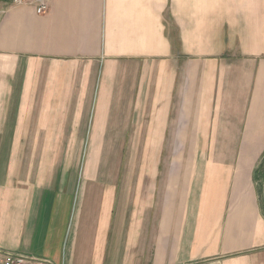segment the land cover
Masks as SVG:
<instances>
[{
    "label": "crops",
    "instance_id": "crops-1",
    "mask_svg": "<svg viewBox=\"0 0 264 264\" xmlns=\"http://www.w3.org/2000/svg\"><path fill=\"white\" fill-rule=\"evenodd\" d=\"M12 2L0 253L264 264V0H50L46 14ZM128 123L179 141L166 179L153 164L148 181L111 177L107 141L143 138Z\"/></svg>",
    "mask_w": 264,
    "mask_h": 264
},
{
    "label": "rangeland",
    "instance_id": "rangeland-1",
    "mask_svg": "<svg viewBox=\"0 0 264 264\" xmlns=\"http://www.w3.org/2000/svg\"><path fill=\"white\" fill-rule=\"evenodd\" d=\"M123 126L127 128L125 129V132L129 133L128 135H134L133 133L137 132V135H142L143 138H126L107 141L106 149H109L106 152L107 157L104 162L111 165V177L112 175L117 174L113 169H120L119 174L122 175L125 180L132 181L144 179L145 181H148L150 179V166L153 164L154 167L160 166V169L162 170L161 177L158 179H166L168 176L167 170L172 161L171 155H173V149L180 144L179 141L172 140L173 133L169 132V136H167L166 139L149 140L144 138V135H147L149 131V124L128 123ZM86 148L87 147H85V149ZM85 154L86 150L82 156L81 164L85 160ZM143 165L147 166L145 171H142ZM145 186H147V184H145Z\"/></svg>",
    "mask_w": 264,
    "mask_h": 264
},
{
    "label": "built area",
    "instance_id": "built-area-1",
    "mask_svg": "<svg viewBox=\"0 0 264 264\" xmlns=\"http://www.w3.org/2000/svg\"><path fill=\"white\" fill-rule=\"evenodd\" d=\"M13 5L34 4L38 14L49 11L50 0H13ZM3 11H0V13ZM0 264H55L46 258L33 257L29 255L5 252L0 253Z\"/></svg>",
    "mask_w": 264,
    "mask_h": 264
}]
</instances>
